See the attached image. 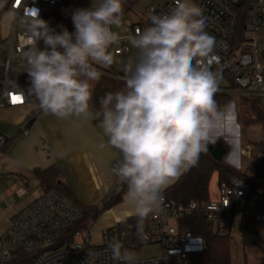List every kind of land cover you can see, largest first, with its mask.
<instances>
[{
	"label": "clouds",
	"instance_id": "clouds-1",
	"mask_svg": "<svg viewBox=\"0 0 264 264\" xmlns=\"http://www.w3.org/2000/svg\"><path fill=\"white\" fill-rule=\"evenodd\" d=\"M71 19L73 32H57L38 12L28 17L29 93L45 114L90 118L93 82L102 76L96 66L120 63L111 49L123 39L122 0H93ZM206 23L193 0H176L169 12L151 15L148 27L126 37L137 54L123 62L124 87L100 99L107 143L122 157L113 172L126 184V204L141 226L160 209L165 191L198 165L221 117L214 99L219 74L209 60L215 38ZM108 247L113 260L135 264L119 241Z\"/></svg>",
	"mask_w": 264,
	"mask_h": 264
},
{
	"label": "built area",
	"instance_id": "built-area-1",
	"mask_svg": "<svg viewBox=\"0 0 264 264\" xmlns=\"http://www.w3.org/2000/svg\"><path fill=\"white\" fill-rule=\"evenodd\" d=\"M142 22L123 20L119 29L121 43L113 45L114 54L128 51L126 37L150 25V16L169 12L176 0L156 5L151 0ZM207 18L205 30L215 38L210 54L211 69L227 85L217 93L237 95L256 102L264 110V0H193ZM60 0H1L0 1V111L22 108L28 104V65L24 52L31 46L26 21L32 12L57 30L54 11ZM245 6L242 36L238 33L241 7ZM27 10V14H26ZM116 30V29H114ZM263 44L258 46V39ZM43 47V42L40 43ZM102 74L108 75L107 73ZM124 81L122 76H112ZM231 85L234 88H231ZM14 97H19L14 102ZM251 119H254L252 117ZM23 135L28 131L22 129ZM6 139L0 134V148ZM243 150L239 148V154ZM2 152L0 151V156ZM113 195L123 191V182L115 175ZM254 195L252 219L264 225V178L251 185L238 177L226 181L217 179L214 191H208L205 201L190 200L180 205L164 196L160 209L149 214L136 229L117 232L115 226L100 233V241L93 244L88 233L77 231L70 240L66 233L80 220L81 209L54 190L41 191L27 206L16 212L9 228L0 237V264L29 260L23 264H124L112 259L109 244L119 241L123 250L137 251L144 245L160 246L159 257H148L135 264H170V258L184 263L190 253L201 251L205 243L201 237L182 227V220L200 216L214 233L227 235L231 243L241 240L240 225L251 195Z\"/></svg>",
	"mask_w": 264,
	"mask_h": 264
},
{
	"label": "crops",
	"instance_id": "crops-1",
	"mask_svg": "<svg viewBox=\"0 0 264 264\" xmlns=\"http://www.w3.org/2000/svg\"><path fill=\"white\" fill-rule=\"evenodd\" d=\"M145 1L149 4L147 0ZM151 1L156 5H162L170 0ZM82 2L89 3L87 7H90L93 0H79L78 5L70 6L69 3L68 5L70 8H81ZM147 18L145 10L144 16L135 17L133 21L127 19V14L123 16L124 20L139 23ZM127 48L128 51L121 55H115L113 52L114 57H126L127 60L129 57L136 56V49L131 48L128 43ZM96 67L100 72L105 70L109 76H124L121 73H114L110 67L99 65ZM111 71L115 75L111 74ZM231 96L234 98L237 95ZM236 98L240 99L238 96ZM90 111L93 113V117L90 118L71 116L61 119L47 114V118L42 122L40 133L34 130V132L31 131L32 135L27 136H22V129L26 122L33 118L29 110L22 107L0 111L2 120L0 134L4 135L8 141L6 150L0 156V237L9 228L11 217L27 206L42 191L38 175L41 171L51 167L57 169L61 182L68 188L72 198L78 204L99 211L93 222L95 225H92L95 230L102 233L122 220L136 218L125 201L126 184L120 200L103 210L105 203H113L116 200V195L112 194L115 179L112 178L111 166L119 163L122 157L119 150L107 143L108 137L103 132L96 110L90 108ZM232 113L231 110L229 113H221L216 123L221 125L225 120L224 122L229 123L231 129L233 128L235 135L225 140L234 147L235 138H238L240 133H238V126L235 122V112ZM97 125L100 129L99 135L96 130ZM17 128L20 129L11 138ZM239 148L238 145V152ZM61 152L66 153L63 158L58 155ZM234 164L238 166V162ZM213 175L214 185L211 179L209 183L211 191H214L218 179L216 173Z\"/></svg>",
	"mask_w": 264,
	"mask_h": 264
},
{
	"label": "trees",
	"instance_id": "trees-1",
	"mask_svg": "<svg viewBox=\"0 0 264 264\" xmlns=\"http://www.w3.org/2000/svg\"><path fill=\"white\" fill-rule=\"evenodd\" d=\"M138 1L139 0H122L123 16L132 12ZM68 3L69 0H60V3L54 11V18L57 22L58 32L62 30V27L67 28L69 32H73L75 30L71 19V14L76 8H70ZM244 11L245 6L243 5L241 7L240 13V26L238 28V33L240 36H242L244 23L246 22ZM103 72L107 73L105 70ZM123 87L124 81L105 74H102L99 82L94 83L93 98L90 101V108L96 110L100 120L102 119L100 116V99L106 93L116 92L121 90ZM231 88H234V86L231 85ZM26 89L28 103L35 104L36 106L34 110L36 115L31 117L35 118L40 114H44V112L39 108V102L35 96L29 93V86ZM214 99L218 106V110L221 111L232 101L233 98L228 94L216 93ZM239 102L244 106V108H248L255 115V120L244 119V126H252L255 123L261 124L264 134V110L261 109L256 102H251L243 98H240ZM216 144H220L224 149V154L221 159L215 160L211 156L210 151L202 153L200 155L198 165L193 167L189 172L182 176L176 184L165 191L164 196L166 198L174 200L180 205H186L190 200H207L210 179L214 173L217 174V178L220 181H226L230 177L241 178L247 181L252 188L259 179L264 178V158L261 156L258 157L255 163V172L251 175H247L244 172L233 169L224 162L223 159L228 153V148L225 145L226 143L221 139H217L212 146L215 147ZM7 145L8 141L6 140L5 145L0 148L2 153L6 150ZM254 146L256 148H262L264 147V142H255ZM38 179L42 191L46 192L54 190L67 198L73 204L77 205L82 211L80 220L66 233V239L70 240L72 235L77 231L88 233L93 225V222L97 218L99 211L85 208L78 204L72 198L68 188L61 182L57 169L51 167L41 171L38 175ZM124 185L125 184L123 183V191L121 193L124 192ZM121 193L116 195V200L113 203H105L103 210H106L113 204L117 203L120 200ZM254 203H256V200L252 194L246 213L244 214L240 225L241 244L243 247L258 245L262 242L252 219ZM136 227V219L128 218L119 222L115 226V229L117 232H125L128 228H132L134 230ZM182 227L185 230L191 231L195 235L201 237L205 243V248L201 251L190 253L184 260V264H232L230 260L231 240L229 236L214 233L206 221L200 216H192L182 220ZM24 262H29V260H24L23 262L16 260L11 264H23Z\"/></svg>",
	"mask_w": 264,
	"mask_h": 264
},
{
	"label": "rangeland",
	"instance_id": "rangeland-1",
	"mask_svg": "<svg viewBox=\"0 0 264 264\" xmlns=\"http://www.w3.org/2000/svg\"><path fill=\"white\" fill-rule=\"evenodd\" d=\"M79 0H69V5H78ZM89 5V3H81V6L86 8ZM147 2L145 0H139L137 4L135 5L132 13L127 14V19H130L133 21L135 17L141 18L144 16V10L147 7ZM124 20V19H123ZM58 32V30H56ZM260 44H263V39L259 37L258 39V46ZM113 51V47L111 49ZM116 61H120V63H113L110 68L114 71V73H121L124 74L123 69V62L126 61V57H114ZM113 71H111L113 74ZM115 75V74H113ZM95 83V82H93ZM227 82L225 80L219 79V86H225ZM29 86V85H28ZM235 96L232 101L224 107L223 110H221V113H229L231 110L234 114L235 112V122L238 126V133H240L238 137L239 146L243 150L242 155L239 154L237 148L225 139H228L229 137H232L235 135L236 132H234L233 128L231 129V126H229V123H225L223 121V124L214 123L212 130H211V142L209 144H212L217 139L223 140V142H226L228 153L224 157V162L231 166L233 169L244 172L247 175H251L255 172V163L258 157L264 158V147L256 148L254 146L255 142H264V134L262 131V125L255 123L252 126L245 127L244 126V119L249 120H255V115L247 108H244L243 105L240 104L239 100H237ZM36 106L35 104H27L24 109L29 110V113L31 116L36 115L34 112ZM254 117V119H251ZM47 118V114H40L35 117L36 121L34 125L28 129L27 135H32L31 131L34 132L37 131L39 134L41 131L42 122ZM5 121V120H4ZM8 121V120H7ZM2 122L0 118V123ZM8 123V122H4ZM20 128H17L14 133L12 134L11 138H13L16 133L18 132ZM97 134L99 135L100 129L99 125H97ZM26 135V136H27ZM4 136V135H3ZM22 136H25L22 134ZM5 137V136H4ZM214 137H220L215 139ZM227 137V138H225ZM228 142V143H227ZM236 149V151H235ZM238 152V154L236 153ZM234 162H238V166L234 164ZM114 178V176L112 177ZM115 179V178H114ZM215 178L214 175L211 177V183L214 185ZM123 194V193H121ZM95 225V223L93 224ZM91 235L90 240L93 244H97L100 241L99 234L100 232L95 230V227H91ZM256 230L258 232V235L260 236L262 242L258 245L254 246H246L243 247L241 244V240L237 241L236 243H231L230 245V260L232 264H264V225H256ZM128 252L134 257V261L143 260L148 257H159L161 255L160 246L157 244L153 245H144L140 247L137 251L132 250H123L122 252ZM170 264H184L183 262L179 261L177 258H170L169 259Z\"/></svg>",
	"mask_w": 264,
	"mask_h": 264
},
{
	"label": "water",
	"instance_id": "water-1",
	"mask_svg": "<svg viewBox=\"0 0 264 264\" xmlns=\"http://www.w3.org/2000/svg\"><path fill=\"white\" fill-rule=\"evenodd\" d=\"M35 122V118H31L29 119L26 124L24 125V129H29L33 123ZM236 139V148H238V145H239V141H238V138H235ZM208 151L211 152V156L215 159V160H220L221 157L223 156L224 154V149L221 147L220 144H216L215 147L212 146V144H209L208 147H207Z\"/></svg>",
	"mask_w": 264,
	"mask_h": 264
},
{
	"label": "snow or ice",
	"instance_id": "snow-or-ice-1",
	"mask_svg": "<svg viewBox=\"0 0 264 264\" xmlns=\"http://www.w3.org/2000/svg\"><path fill=\"white\" fill-rule=\"evenodd\" d=\"M13 99H14V102H18L20 98L19 97H14Z\"/></svg>",
	"mask_w": 264,
	"mask_h": 264
}]
</instances>
